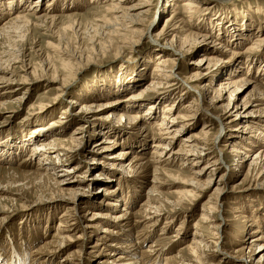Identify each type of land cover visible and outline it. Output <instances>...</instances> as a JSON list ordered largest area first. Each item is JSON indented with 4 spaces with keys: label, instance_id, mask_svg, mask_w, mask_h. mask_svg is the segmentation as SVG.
I'll return each mask as SVG.
<instances>
[{
    "label": "rangeland",
    "instance_id": "obj_1",
    "mask_svg": "<svg viewBox=\"0 0 264 264\" xmlns=\"http://www.w3.org/2000/svg\"><path fill=\"white\" fill-rule=\"evenodd\" d=\"M183 1L153 0L152 7H144L145 10L152 8L150 16L143 17L146 22L142 26L149 29L139 35L123 33V36L115 37L103 29L105 20L112 17L106 9L115 4L112 0H29L25 4L19 3L17 8L11 6L17 0H0V30H5L0 36V102H12L0 109V189L4 190L0 191V197L8 208V213L0 214V264H12L15 258L21 260L20 264H38L39 256L37 259L32 256L36 249L42 252L38 255L44 259L40 264H101L100 261L112 256L109 252L113 248L119 249L116 251L118 254L124 253V249L116 244L127 242L125 240L132 243L131 249L134 250L130 258L134 259L133 253L136 252L139 264H184L191 260V254L184 249L193 243V238L207 246V256L202 257V264H240L234 257L238 249L244 247L253 260L246 264H264V249L260 255L253 256L255 245H264V175L247 178V169L255 155L248 164L241 165L243 157L233 154L231 146V142L241 144V137L253 138V133H245L243 126L247 120L235 119L234 115L222 119L223 127L215 120V116L221 115L228 106L235 87H239L233 97L235 101L239 104L249 102L250 109L260 110L257 117L262 119L264 116V101L261 100L264 97V0H192L197 7L194 13L185 7L180 8ZM143 2L131 0L121 7H141L139 3ZM164 3L170 6L159 15ZM142 10L131 12L136 14ZM172 15L171 27L180 29L175 34L177 40L171 45L178 51L183 49L185 57L176 63L177 75L155 86L159 82L153 77L158 63L156 56L173 52L165 45L172 42L173 35L167 37L170 39L157 35L166 28V18ZM17 16L27 17L29 21L17 23L15 27L5 26ZM216 43L219 45L215 46ZM205 57L220 59L219 63L211 66L212 80L206 78L197 84H183L185 78L195 72L196 64ZM62 63H66L67 68H62ZM50 65L53 66L52 71H59L61 78L70 76L66 85L68 93L63 98L60 87L48 80V74H44V69ZM31 71L39 74L41 79L31 80ZM229 71L235 73V84L230 93L223 95L222 101L215 103L212 101L215 95L211 92L220 88ZM23 78H28L33 85L11 89L15 87L14 82ZM7 80H12V83ZM205 84L209 85V93L202 92L206 89L203 87ZM191 85L199 91L202 89L201 94L204 95V103L200 101L197 110L192 112L184 108L186 103L197 98V94L190 90ZM216 93L221 94L219 90ZM132 98L143 99L144 103L158 99L160 103L157 104L156 118H146V128L142 123L129 126L127 138L121 137V131L113 126L117 120L108 119L110 114L120 112L113 107H97L88 118L89 123L80 119L82 103L104 106L116 99L131 106L129 100ZM41 105L47 106L46 114L42 118L40 114L32 115L33 109L37 113ZM66 106H69V111L62 114ZM171 106L173 110L169 117H177L178 122L184 123V128L180 129L177 137L166 141L169 143L168 153L175 152L171 153L170 161L156 167L153 163L155 155L151 151L152 145L159 140L155 138L157 132L154 128L161 122L163 110ZM125 113L138 114L142 110L137 108ZM59 121L66 124L64 129L49 128L52 122ZM39 127L46 129V135L38 139L33 131ZM79 127L84 130L81 148L72 152L71 158L63 157V152H60L62 154L59 153L57 158L48 153L50 158L44 157L46 161L43 155L35 159L29 156L30 145L21 152L18 148L7 150L15 142L28 138L36 141L34 149L38 148L42 138L54 148L57 138L68 142L69 136ZM122 128L125 131V127ZM254 128L264 133L260 126ZM191 136L198 137L194 138L196 148H191L187 142ZM105 137L115 141L114 147L103 150L97 145L105 141ZM132 137L144 140L140 149H131L125 163H131L134 155H140L144 156L146 164L134 174H129L122 168L119 170L120 166L112 157L120 150L128 149ZM7 141L11 142L10 145H5ZM222 145L229 146L225 148ZM258 148H254L250 155ZM93 157L94 162L91 160ZM213 158L219 160L220 170H214ZM44 163H49L51 170L46 172ZM78 164L79 168L73 171L72 167ZM155 167L158 173L154 172ZM43 171L56 181L65 179L78 189L82 187L78 190L80 194L76 197L75 207L65 199L53 201L56 188L52 180L39 176L45 174ZM126 175L130 177L126 178ZM154 176L160 183H151ZM192 178L201 183L204 190L196 201H181V196L192 190L187 185ZM152 186L154 193L150 192ZM108 188H116L119 192L109 196L104 191ZM216 190H221L220 198L224 196L227 199L225 209H221L226 224L219 230L215 229L219 221L208 215L210 208L220 201ZM121 196L123 202L118 206L127 208L129 205L132 215L129 231L122 230V236L101 238V228L111 220L100 218L96 220L94 229H86L87 234L79 239L85 231L86 211L114 213L115 207L107 206L108 201H120ZM148 198L160 213L151 220L146 219L149 215V208L145 206ZM241 208L243 215L237 211ZM241 216H250L253 224ZM60 222L65 227L59 233ZM108 226L111 224L105 227ZM256 229L259 233H253ZM61 233L67 238L59 239ZM55 234L58 236L54 237ZM174 235L178 237L174 239ZM215 235L220 238V248L214 246ZM257 237L261 239L253 242ZM98 241L101 246L94 247ZM261 255L263 259L258 260Z\"/></svg>",
    "mask_w": 264,
    "mask_h": 264
},
{
    "label": "bare ground",
    "instance_id": "obj_2",
    "mask_svg": "<svg viewBox=\"0 0 264 264\" xmlns=\"http://www.w3.org/2000/svg\"><path fill=\"white\" fill-rule=\"evenodd\" d=\"M28 1L29 0H25V1L24 0H17L16 3L12 2L13 4H11V6H15L17 8L19 6V3H21V4L24 3L25 4ZM90 1H95V0H90ZM112 1H114L115 4H112L111 6L106 8L109 11V13H112V17L109 18V19H106L105 20V26H103L104 30H108V33H107L108 35L115 36V37L116 36H123L124 35L123 33L129 34V35H139L140 33L144 32L147 29H149V27H147V29H146V28H144V26H142L144 24V22H146L145 20H143V17H147L149 15V13H150V10H152V8H149V9L145 10L144 7H152L153 3H151V2H153V0H143L144 1L143 3H139V5L141 7H139L138 5H133V6L129 7V8H124V7H121V6L122 5H126L131 0H112ZM35 2H37V1H35ZM168 4L169 3H164V5H162L160 7V11L161 12H159V15H160V13L162 14L164 11L167 10V8L170 6V5L168 6ZM30 7L32 9V5ZM35 7L36 6L33 5V8H35ZM183 7H185L186 10H189L192 13H194V9L197 8L195 6V2L192 1V0L183 1L182 5L180 6V8H183ZM138 9H143V10L138 12V13H136V14H132L131 11H138ZM118 13H120V14H118ZM173 17L174 16L172 15L171 17H167L166 18V24L167 25L164 26L166 28H164L161 31V33H159L157 35L158 37H164L165 39L167 37H170V36L173 35L172 36L173 38L171 39L172 42H170V44H166L165 43V45L167 46V49L169 48V49L173 50V52L172 51L171 52L169 51V53L168 52L167 53L164 52L161 55L156 56V58H158V63H157V66L154 69L155 72H154L153 77L159 79V82L157 81L155 83V86H160V85L164 84V81H167L168 79L173 78L174 77L173 75H177L176 72L178 71V67L176 68V63L178 62V59H179V62H180L185 57V52L182 51L183 50L182 48H180V49H182L181 51H178L179 49L177 50L176 48H174L173 45H171L174 41L177 40V36H175V34L180 29L179 27H175V26L171 27L170 24H171V22H173ZM152 18H153V16H152ZM23 21H29V19L27 17H24V16H22V17L17 16L15 18H13L12 20H10V22H9L10 24L7 23L5 26H7V25L11 26L12 25V26L15 27V25L17 23H23ZM4 31H5L4 29L0 30V36H2ZM167 39H170V38H167ZM216 45H219V44L216 43L215 46ZM222 46H220V47L222 48ZM224 49H225V51H229L225 47H224ZM219 61H220V59H218V58H208V57L202 58L200 60V62L196 64L195 72L191 73L190 77L185 78V80L183 81V84H185V83L189 84V85H190V83H196L197 84V82H200V81H202L203 79H206V78H208L209 81L212 80V78H211V76H212L211 66L214 63L215 64L219 63ZM61 66H62V68L64 67V69L67 68L66 63H62ZM168 68H170V69H168ZM52 69H53V66L50 65L47 69H44V74L45 75L48 74L46 76L48 78V80L51 81V82H54L55 85L57 84L56 86L60 87L59 91L61 92V97L63 98L64 95L68 93L67 92L68 89L66 88V85L68 83V80L70 79V76H68L65 79L61 78V76L59 75V71H56V70L52 71ZM29 75H31V77H32L31 80H33V79L34 80H40L41 79V76L39 74L34 73L32 71L29 73ZM234 75H235V73H232L230 71L227 73V77L221 82L220 88L218 89L221 92L220 95L216 93L218 90L216 91V90L213 89V92H211V93H214V95H215V97L212 98L213 102L219 103L220 101H222L224 99V97H223L224 94L230 93V89L233 87V84H235L234 83ZM31 77L29 76V79ZM29 79L28 78H23L21 80H17L16 82H14L15 87H13L11 89L17 88L16 86H20L19 88L25 89L28 86H30V84L33 85V83H30L28 81ZM9 81L11 82L12 80H7V82H9ZM160 81H162V82H160ZM194 86L191 85V89L190 90H191V92L193 94H195V95L197 94V98L193 102L191 101V103H186L184 105V108L187 111H191V112L197 110L196 106H198V103H201L200 101H202L201 104L204 103V98H203L204 95L201 94L202 89H200V91H199L196 88H194ZM203 87H205L206 89L203 90L202 92L209 93L207 91L208 88H209V85L205 84ZM238 88L239 87H235L234 91L231 92V94H230L231 98L229 100L228 106L223 110V113L221 115H216L215 116V120H217V122H219L218 123L219 126L220 125L222 126V119L224 117L228 116V115L229 116L230 115L231 116L234 115L235 119H239V120L240 119H245V120H247L246 124L243 126V127H245L244 131H245V133H248V132L251 131L253 133L251 135V137H253V138L241 137V138H239V141L241 140V144H238V142H231L232 143L231 146L234 149V153L233 154H238L237 156H242L243 157V159L240 160V162H242L241 165L243 163L245 165L248 164V162L251 160L252 156L255 155V157L250 161L249 167L247 169L246 177L248 178V177H251V176H254V175L255 176H262V175H264V133H262L259 129L254 128V126H260L261 129L264 132V128H262V126L264 124V116L262 117V119L257 117L258 116V112H260V110L256 111L255 109H250V103L249 102L243 101V102H241L239 104V103H237L235 101V99L233 97H234V94L237 92ZM155 89H158V87H156ZM0 90H2V86H0ZM153 91H156V90H153ZM158 96L161 97V95H158ZM137 97H139V96H137ZM5 98H7V97H5ZM16 100H19V98L16 99ZM261 100L264 101V97ZM9 101H11V100H3V101H1L0 102V109L1 108H5L9 104L12 103V102H9ZM58 101H60V100H58ZM129 101H130V105L131 106H126V104L128 102L123 104L120 101L118 102L116 99H112V101H109V103L104 105V106H97L93 102L92 103H87V104L82 103V105L80 106L81 109H82L81 113H80V116H81L80 119L83 120L84 122L89 123V119L88 118H90V116L95 113L97 107H113V109L115 111H120V112L116 113L115 115L114 114H110L108 119L117 120V121H114L115 123H113V126L116 127L115 129H117V131H119V132L121 131V133H122L121 137L125 136L127 138V130H128L127 128L129 126L135 127V126H137V124L139 125L140 123H142V127L146 128L145 123H144V121L145 122L148 121L146 118H148V117H149V119L150 118L151 119H155L156 118L157 109H158V105L157 104L160 103V101L158 99H156L153 102H147L146 101V103H144L143 99H139V98H132ZM69 103L74 105V106H77V104L72 102V101H69ZM55 105H59V104H55ZM52 106H54V105H52ZM46 108H47V106L41 105L38 108L37 113L33 109L32 115L33 114H40V117L42 118L46 114L45 113ZM137 108L141 109L142 113H138V114H133L132 113L133 115L132 114L127 115L125 113L126 110L134 111V109H137ZM68 109H69V106H66L65 108H63L62 109V111H63L62 114L68 113V111H69ZM172 110H173L172 106L171 107H166L163 110L165 113L163 114L162 118L160 119L161 122L158 123L157 126L154 128V130L157 132L155 138L159 140V142H156V143H154L152 145L153 146V150L151 151L155 155L153 157L154 158L153 163L155 164L156 167L160 166L162 164H165L166 162L170 161V158L172 157L171 153L174 154L175 152L168 153L169 150H168L167 146H168L169 143H167L166 141L168 139L171 140V139H174L175 137H177L179 135L180 129L184 128V125H183L184 123L182 121L178 122V118L177 117L176 118L173 117V116L169 117L170 116L169 114L171 113ZM253 114H256V116L255 115L251 116ZM181 119H185V117H181ZM58 123L60 125H58ZM58 123L57 122H52V124H51V126H49V128L50 127H53V128L55 127L56 129H59V128L64 129L65 128L64 126H66V124H63L64 122L59 121ZM250 123H251V125H250ZM252 124H255V125H252ZM122 127L123 128L125 127V131L121 130ZM250 128H253V130L252 129L250 130ZM45 131H46V129H43V128L39 127L38 129H35L33 132L37 134L35 137H37L39 139V137H43V136L46 135ZM83 132H84L83 128L79 127L78 129H76L73 132V134L71 136H69L68 142L61 141V140H59V138H57L58 141H56V143L54 145L55 146L54 148L50 147L49 144L45 143V140H43L44 138H42V140H39V143L37 144V147H38L37 149L33 148V146L35 145L36 141L34 139H30V138H28L27 140H23V141H21V142H19L17 144L15 142V144H13V145H10L11 142L7 141L5 143V145H10L9 148L7 149L9 151H11V148H12V150H14V148H18L19 152L25 151L28 148V147H26V145H30L31 146V148H30L31 149V153L29 154V156L35 157V159L38 156H40V155H43V158L47 156V159H49L50 157H49V155H47L48 153H53V155L57 158V157H59L57 155L60 152H63V155H64L63 157L71 158V157H73L72 152L79 151L80 148H81L80 147L81 144H82L81 135L83 134ZM124 132H126V133H124ZM207 133H204V134H207ZM41 134H44V135H41ZM61 135H59V136H61ZM119 135H121V134H119ZM260 137H261V139H260ZM194 138H198V137L191 136L190 139L187 140V142H190L188 144L191 145V148L192 147H194V148L197 147V145H194V142H196L194 140ZM140 139L141 140H139V139L135 140L134 137H132L130 139L131 140L130 143L128 144L129 148L128 149H124V150H120L117 153V155L112 157L115 160L114 162H116L115 164L120 166L119 170L122 168L124 172L129 173V174H134L135 171H137L138 169H142L144 167V164H146V163H144L145 158H144V156H140V155H134L131 163H129V164L125 163V159L132 153L133 149H137V148L140 149V147H142L141 145H142V141L144 140V138H140ZM215 142H217V139H215ZM18 144H19V146H18ZM114 144H116V143H115V141L113 139L105 137V141L100 142L97 145L100 148H103V150H105V149H110L111 147H114ZM205 146H206V144H205ZM228 146L229 145H224L223 147L227 148ZM258 146H259V148L253 154L250 155V152H252L254 150V148H256ZM198 148H200V147H198ZM131 149H132V151H131ZM17 150H15V152ZM176 152H178V151H176ZM220 152L224 153L223 150H221ZM60 154H62V153H60ZM192 154H193V152H192ZM9 156H11V155L9 154ZM44 160H45V158H44ZM91 160H92V162H94L95 161V157L91 158ZM47 164H49V163H44V165H43V166H45L44 167L45 171L48 170V169L51 170L50 165H47ZM110 164L111 165H115L114 163H110ZM79 166H80L79 164L76 165V166H73L72 170L73 171H74V169L77 170L79 168ZM212 166H214L216 168L214 170H220L222 168L221 164L219 163V160H217V158L216 159L213 158ZM64 170L67 171V173H71L70 170H68V169H64ZM157 171L158 170L156 168V170L154 172L158 173ZM43 173H45V172L43 171ZM99 175H103V174H99ZM154 175H157V174H154ZM39 176L41 178H47V180H52L53 181L54 186L56 188V193H57L56 196H55L56 198L53 201L65 199V201L67 200L70 203H72V204H70L71 206L72 205H73V207L76 206V202H77L76 197H77L78 194H80L78 192V190H82L81 189L82 187H79L80 189H78V188L75 187L76 185L73 182L65 181V179H59L58 181H56V180L52 179L48 174L46 175V173L43 174V175L39 174ZM81 177L85 178V176H81ZM105 177H107V175ZM125 177L129 178L130 175H128V176L126 175ZM219 181H222V179L219 180ZM151 183H153V184L160 183L159 182V178L157 176H154V180H152ZM209 183H210V181H209ZM187 185L189 187H191L192 190L185 192L184 195L181 196L180 200L181 201L185 200L186 202H189V203L192 202V201H196L198 199L199 194L201 193V191L204 190L202 188L203 185L201 183L197 182L195 180V178H192L191 179V183H187ZM224 189H225V187H224ZM0 191H4V190L0 189ZM104 191H105V194H107L109 196L114 195L116 193L118 194V192H119V190L116 189V188L115 189L114 188H112V189L108 188V189H104ZM150 192L151 193L155 192L154 191V186L151 187ZM217 192L219 194L218 195V198H219L218 200H220V201L217 202V204H216L217 206H214L213 208H210L211 212L208 213V215L209 216L211 215L212 217L217 219V221H219V224H217V227H215L216 230H219L221 225L224 226L226 224V220H225V218L223 216V210H221V209L222 208L225 209V206L227 204V199L224 198V196L221 197V198L219 197L220 193H221V190L217 191ZM2 193L4 194V192H2ZM116 197H117L116 199L119 198V196H116ZM116 199L114 201H110V202L108 201V204H107V206H111L112 208L115 207V209L113 208L114 211H116L114 213L110 214L109 212L106 213V212H104L102 210H96V211H93V212H90L89 210L86 211L87 215H85V216H86V221L87 222H85V225H84L85 231L82 232V235L79 236V239H82V237H84L83 235L87 234L86 233V229H92V228L94 229V225H95L96 220H98L100 218H103V219L104 218H108L109 221L111 220V222H108L106 224V225L111 224V226L105 227L106 225H103V227L101 228V232H103V234H101V236H102L101 238H103V237L107 238V235L108 236L109 235H121L122 236V234L124 233V232H122V230H125V229L128 230V228L131 226V223H132V217H131L132 215L130 213V209L128 208L129 205L127 206V208H125V207L121 208L120 206H118V204H119V202H121V203L123 202L122 201V196L120 198V201L116 200ZM149 201H150V198H148V201L145 202V206L149 208V210H147V213L149 215L146 216V219L151 220L154 217H156V215H160V213H158L159 212V208H156V207L152 206V204ZM179 204L180 203H178V206H179ZM237 211L241 215H243L241 213L242 208L237 210ZM6 213H8V208L3 205L2 201H1V197H0V214L3 216ZM152 214L154 216H151ZM218 214H219V218H217ZM62 217L64 218L65 216H62ZM241 217L243 219L247 220V221L252 222L250 224H253V220L249 219L250 216L249 217L248 216H241ZM60 223L61 224L59 225V228H57V231L59 233L62 231V227H65L64 223H62V222H60ZM257 229L253 233H259L258 232L259 229L258 230ZM63 230H64V228H63ZM64 231H66V230H64ZM56 236H58V234H55L54 237H56ZM176 237H178V235H174L173 236L174 239ZM66 238H67V236H65V234L64 235H63V233L59 234V239H66ZM260 239H261L260 237H257L255 239H253L252 241L257 243ZM214 240H215L214 242H216V243H214V246L215 247L219 246V248H220L221 242H219L220 238L218 237V235H215ZM125 241H127V242L123 241L121 243H117L116 244V246L119 245V246H121V249L122 248L124 249V251H125L124 253L118 254V252H116V251H118L119 249L113 248L112 252H109V255H112V256H108L107 258H105L102 261H100L101 264H139L138 263L139 260H138V256H137L136 252L133 253L135 255L134 259H136V260L130 258V255L132 254V252H134V250L131 249L132 243H129L128 240H125ZM133 245H135V243H133ZM99 246H101V245H100V242L98 241L95 244L94 247H99ZM255 246H256L255 247L256 249H255V253H254L253 256H258V255H260L261 251L264 249L263 248L264 245L263 244H257ZM150 248H151V246H150ZM206 249H207V246L205 244H203V242H201V241L199 242L197 239L193 238V243L187 245L185 247V249H184V251H188L191 254V256H192L191 260H188L187 263H184V264H202L201 263L202 262V257L203 256H207V252L206 251H208V250H206ZM102 250H104V248H102ZM256 251H258V252H256ZM33 253L36 254L35 256H34V254H32V256L34 258L37 259L36 256H39V260H38L39 263L38 264L42 263L41 260H44V259H42V257H40V255H38V253L42 254V252L39 249L38 250L36 249V251L33 252ZM236 253L237 254L235 255V257L234 256L233 257L240 264H246L249 260L251 262L253 261V260L250 259L251 257L248 256L247 253L245 252V247L244 248H239ZM262 259L263 258H262V255H261V258H259L258 260H262ZM12 260H13L12 264H16V262H19V264H20V261H21V260H19V258H15V259H12ZM47 264H49V262H47ZM181 264H183V263H181Z\"/></svg>",
    "mask_w": 264,
    "mask_h": 264
}]
</instances>
